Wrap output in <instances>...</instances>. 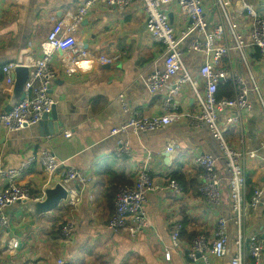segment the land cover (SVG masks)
Wrapping results in <instances>:
<instances>
[{
  "label": "crops",
  "instance_id": "1",
  "mask_svg": "<svg viewBox=\"0 0 264 264\" xmlns=\"http://www.w3.org/2000/svg\"><path fill=\"white\" fill-rule=\"evenodd\" d=\"M84 1L0 0V65L14 62L24 52L38 57V45L45 40L51 26L66 14L76 12ZM200 1L209 27L216 25L222 15L214 6V0ZM245 2L264 18V0ZM226 9L239 33L248 39L249 21L242 12V1L227 0ZM166 11L175 35L179 36L185 27L184 21L175 6ZM74 39L94 59L117 56L118 60L105 64L95 60L92 65L84 62L74 73L67 75L63 55L56 53L52 61L55 78L49 94L54 101L56 120L62 128L50 137H41L37 124L16 133L7 132L0 126V157L3 167L14 168L46 148L58 162L88 176L92 183L79 193L74 232L69 243H61L59 238L62 223L69 214L63 201L52 212L36 218L21 204L6 208L10 235L15 236L20 245L9 253L6 247L9 236L0 233V264H56L57 260H63L64 264H203L201 259L192 261L188 251L197 236H203L211 245L220 217L228 221L227 253L221 259L210 256L209 261L210 264H229L236 252L233 244L236 228L231 222L224 160L207 127L182 120L158 131L110 135L113 128L126 123L133 115L151 117L164 113L162 104L176 79V76L172 77L168 85L155 94L146 87L147 76L163 70V47L152 41L146 31L142 3L135 2L124 10L94 5ZM191 40L189 38L180 45L182 62L191 78L203 89L199 68L205 62V56L200 52H186V45ZM218 44L232 47L233 40L228 35ZM247 58L248 67L238 51L230 49L217 69L241 77L248 85L250 75L264 98V57L257 50L248 49ZM225 87L232 90L228 79L219 82L217 92L221 88L222 99H229L225 98ZM121 94L129 109L127 112L121 109L118 99ZM10 95L11 87L0 81L1 111L8 104ZM173 100L179 113L192 115L198 110L188 84L179 87ZM248 101L250 109L243 112L240 123L228 128L224 137L231 147L256 154L255 158L244 161V170L251 183L262 189L264 204V116L253 96ZM229 114L235 113L229 110ZM225 117L226 114L222 115V122ZM48 122H52L50 117ZM119 142H127L128 154H115ZM169 147L170 153L166 151ZM149 153L153 157V182L166 187L169 180L174 179L182 191L176 194L163 188L148 193L143 210L149 227L136 238L123 232L114 233L108 229V222L113 214L115 188L134 182ZM203 154L218 159L216 170L221 182L217 207L209 205L198 191L201 172L195 159ZM57 181V177L49 179L37 163L17 180L28 186L31 195L39 199H43L44 187ZM2 185L0 179V188ZM246 194L249 195L247 188ZM174 222L182 226L177 248L171 244ZM245 233L258 236L264 233L263 207L249 213ZM262 259L264 262V250ZM245 261L251 263L247 254Z\"/></svg>",
  "mask_w": 264,
  "mask_h": 264
},
{
  "label": "built area",
  "instance_id": "2",
  "mask_svg": "<svg viewBox=\"0 0 264 264\" xmlns=\"http://www.w3.org/2000/svg\"><path fill=\"white\" fill-rule=\"evenodd\" d=\"M226 1L214 0V6L219 10L222 18L216 25L209 27L200 0H85L76 12L66 14L63 19L51 26L45 40L38 45V57L24 52L19 54L15 62L0 65V81L11 88L14 67L29 68L28 79L23 87V98L18 100L10 111L0 110V126L7 132L16 133L36 125L42 116L50 111L54 101L49 94V89L55 78L52 61L56 53L63 55L64 70L67 75L74 73L76 67L84 62H91L92 65V61L95 60L101 64L118 60L117 56L110 58L99 56L94 59V56L86 52L83 46L74 39L76 31L94 5L124 10L135 2H141L145 14L146 31L152 41L163 47V70L148 75L146 87L150 93L155 94L162 91L172 77L176 76V79L170 95L162 104L164 113L151 117L133 115L126 123L113 128L110 135L116 136L127 131L134 134L158 131L182 120L195 126L207 127L224 160L227 174L225 180L232 214L231 222L236 228L233 241L236 252L229 264H246V254L250 258V264H264L262 259L264 233L262 237L245 233V223L249 213L259 207L264 208L263 191L260 187H254L249 195L246 194L244 161L247 158H255L256 154L231 147L224 137L228 128L240 123L243 112L250 109L248 101L250 96L256 99L264 116V98L259 85L250 75V85H248L241 77L217 69L221 58L227 56L230 49L238 51L246 66L248 49L257 50L264 57V18L247 4L246 0H241L242 12L249 21L247 30L249 37L248 39L243 38L238 31L237 24L228 16ZM166 6H175L185 23L179 36L175 35L169 16L164 11ZM228 35L233 40L232 47L218 44ZM189 38L192 40L186 45V52H200L205 56V62L199 68L203 89L191 78L182 62L183 51L180 45ZM224 79H228L232 85L233 96L230 99H217L219 82ZM183 84H188L192 88L198 107L197 112L192 115L179 113L177 103L173 100ZM118 99L121 109L127 112L129 109L124 102L123 95H119ZM229 110L234 111L235 114L227 115ZM224 114L226 117L222 122L221 117ZM262 147H264V142ZM129 151L127 142H119L115 154H128ZM166 151L172 152L171 147ZM152 158L151 153L146 156L132 184L117 187L113 201V214L108 222L110 231L123 232L131 238H136L140 232L149 227L143 210L146 195L163 188H168L176 194L181 193V187L175 180H169L166 187L153 182L151 179ZM34 163L40 166L49 179L57 177L58 181L55 183L60 184L67 192L63 205L69 208V214L60 229L61 243H69L72 239L74 217L80 200L79 193L92 183L88 176L78 173L63 162H58L53 153L46 148L40 149L36 157L22 161L14 168L3 167L0 157V179L3 181L0 188V233L9 236L6 243L9 253L16 251L20 244L15 236L10 235V220L5 214V209L23 201L41 200L31 195L28 186L17 182L21 174ZM195 163L201 170V183L198 191L209 205L219 206L221 178L216 170L217 157L203 154L196 157ZM72 184L77 186L73 187ZM227 222L222 217L217 220L211 245H208L203 236L195 237L188 251V257L192 261L201 259L203 264H210V256L215 259L223 258L227 253L228 245ZM171 227V244L172 247L177 248L180 244L182 226L174 222ZM56 264H64V261L57 260Z\"/></svg>",
  "mask_w": 264,
  "mask_h": 264
},
{
  "label": "water",
  "instance_id": "3",
  "mask_svg": "<svg viewBox=\"0 0 264 264\" xmlns=\"http://www.w3.org/2000/svg\"><path fill=\"white\" fill-rule=\"evenodd\" d=\"M28 74L29 69L27 67L17 66L14 68L11 95L8 104L3 109L4 112L10 111L17 101L23 98V86L28 78ZM49 117L52 122H48ZM56 119L54 107L52 106L50 111L45 113L37 123L41 137H50L58 132V128H62V125L57 122ZM66 198V190L60 184L56 183L52 186L44 187L43 199L38 201H23L20 204L30 213L31 216H33V218H36L40 215L52 212L62 201H65Z\"/></svg>",
  "mask_w": 264,
  "mask_h": 264
},
{
  "label": "trees",
  "instance_id": "4",
  "mask_svg": "<svg viewBox=\"0 0 264 264\" xmlns=\"http://www.w3.org/2000/svg\"><path fill=\"white\" fill-rule=\"evenodd\" d=\"M220 90H221V88H220ZM220 90H219V92H217V94H216V97H217V99H222V95L220 94ZM224 90H225V98H229L230 99V97H232V92H233V90H231V89H227L226 87L224 88ZM232 91V92H231ZM200 172H201V170H200ZM200 175H201V173H200ZM175 177H176V174H175ZM172 180H174V179H172ZM131 183H129V184H120V185H130ZM120 185H118V186H120ZM117 186V187H118ZM117 187L115 188V193H116V189H117ZM254 185L251 183V181L249 180V178L248 177H246V188H247V190H248V194L254 189ZM114 197H115V195H114Z\"/></svg>",
  "mask_w": 264,
  "mask_h": 264
},
{
  "label": "rangeland",
  "instance_id": "5",
  "mask_svg": "<svg viewBox=\"0 0 264 264\" xmlns=\"http://www.w3.org/2000/svg\"><path fill=\"white\" fill-rule=\"evenodd\" d=\"M167 8H170V6H166V7H164V11H166ZM166 12H167V11H166ZM16 60H17V59H16ZM16 60H15V61H16ZM15 61H14V62H15ZM14 68H15V67H14ZM27 68H28V67H27ZM28 69H29V68H28ZM13 70H14V69H13ZM28 75H29V74H28ZM12 77H13V73H12ZM27 79H28V78H27ZM26 81H27V80H26ZM24 84H25V83H24ZM12 85H13V84H12ZM23 87H24V86H23Z\"/></svg>",
  "mask_w": 264,
  "mask_h": 264
}]
</instances>
